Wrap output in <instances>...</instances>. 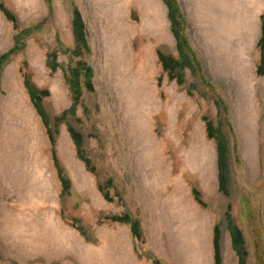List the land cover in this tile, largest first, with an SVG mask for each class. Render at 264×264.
<instances>
[{"label": "rangeland", "instance_id": "1", "mask_svg": "<svg viewBox=\"0 0 264 264\" xmlns=\"http://www.w3.org/2000/svg\"><path fill=\"white\" fill-rule=\"evenodd\" d=\"M175 2L195 61L183 50L190 66L170 76L158 53L182 57L164 0H0L14 16L0 9V53L30 27L0 61V264H208L209 225L218 227L220 264H239L228 216L242 232L245 264H264V74L255 71L264 0ZM73 7L87 48L75 46ZM76 60L90 66L92 87L80 71L69 112ZM24 75L47 91L44 118ZM58 169L68 181L62 193ZM121 213L139 236L110 218Z\"/></svg>", "mask_w": 264, "mask_h": 264}, {"label": "trees", "instance_id": "2", "mask_svg": "<svg viewBox=\"0 0 264 264\" xmlns=\"http://www.w3.org/2000/svg\"><path fill=\"white\" fill-rule=\"evenodd\" d=\"M164 2L166 4L167 15H168V18L170 20V27L174 33V36L176 38V45L178 47L180 56L182 57L181 61H178V60L174 59L173 57H169L168 59L165 60V59H163L162 55L160 53H158V56L161 59L162 67L164 69H168L169 75L172 76V70H174L175 66L180 65V64L190 66L189 61L187 60L186 55L183 52V50L188 52L190 59L192 57V59L194 60V58L192 56V51L190 50V47L187 44L185 36L180 31V26L182 25L183 18H182V15H181L178 7H177L175 0H164ZM0 9L2 10V12L4 13V15L7 18L14 20L13 14H11L7 9H5L4 7H0ZM71 12H72V15H71L70 23H71V31L73 34V40L76 44L75 46L77 47V44L78 45L80 44V46L82 45V46L87 48V43H86V39L84 36V25H83L80 13L76 9V7H73ZM29 29H30L29 26H25V27H22L20 30L16 31V33L14 34V37H13L12 45L6 51L0 53V61L4 60L5 58H7V56L11 52L17 50L19 47L24 45L23 42L21 43V41L18 39L22 36L23 32L25 34H27ZM257 43H258V46L260 48L261 55H260L258 63L256 64L255 71L257 74L261 75V74H264V13L261 15V35H260ZM76 47L72 48L71 51L75 52ZM54 57H55L54 53H52V52L47 53L46 64L48 65L50 70H54L56 65H57V62L55 61ZM80 71L84 74V87L87 89H91V87H92L91 81H90V75H91L90 66L87 65L83 61L76 60L75 64L71 65L67 71L68 75L71 76L69 78L71 102L69 103L68 107L66 108V110L69 112L73 111L74 106L78 102L79 96L81 93L79 79H78V73ZM22 82H23L30 98H32V103L35 105V108L37 110L39 107L40 113L42 116L43 112L41 110L39 102H40L41 97L47 94L46 89H37L28 80L27 76L25 77V75L23 76ZM221 102H222V100H221ZM221 104L224 106L223 102ZM63 111H65V109ZM58 117L59 116H56V118H58ZM204 119H206L207 134L211 137L214 136L215 127H213L212 121L208 118H204ZM67 130H68V133L71 136L74 144L76 145L78 143V136H79L78 133L70 125H67ZM47 136L50 140H52L50 133L49 134L47 133ZM216 139H217L218 167L220 170L219 171V177H218L219 187L222 189H225L226 184H227V180H228L227 174H226V161H227L226 149H225L226 144H225V139L223 137L219 136V137H216ZM50 151H51L52 159L55 162V157L53 155V149H51ZM76 154L80 159L84 160L85 164L88 162L87 158L81 156V153H80L78 148H76ZM56 173L58 174L59 179H60V184H61L60 192L62 193L63 191L66 190L68 181H67V178L60 173V169H58L56 171ZM191 192L193 193L196 201L200 202L199 198L197 197L196 190L192 188ZM102 195L105 197L107 196V194L105 192H102ZM110 218L114 219V220H118V221L129 222L130 230L135 235L139 236L136 221L131 219L127 213H121L120 215H110ZM227 225H228V228L230 230L232 245H233V247L237 253V256H238L237 257L238 263L239 264H245V255H246L247 251L245 248L242 232H241L240 228L235 224V222L231 218H229V216H228V224ZM214 247H215V264H220V255H219V248H218V227L214 228ZM152 262H153V264H160L158 259H152Z\"/></svg>", "mask_w": 264, "mask_h": 264}, {"label": "crops", "instance_id": "3", "mask_svg": "<svg viewBox=\"0 0 264 264\" xmlns=\"http://www.w3.org/2000/svg\"><path fill=\"white\" fill-rule=\"evenodd\" d=\"M207 249L209 250L208 264H215L214 226L213 225H209V231L207 235ZM148 264H153V262L151 263V261H148Z\"/></svg>", "mask_w": 264, "mask_h": 264}]
</instances>
